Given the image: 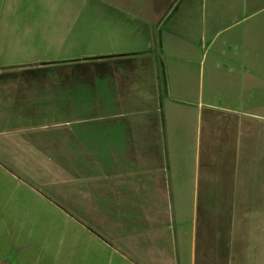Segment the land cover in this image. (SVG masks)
Here are the masks:
<instances>
[{
  "label": "crops",
  "instance_id": "1",
  "mask_svg": "<svg viewBox=\"0 0 264 264\" xmlns=\"http://www.w3.org/2000/svg\"><path fill=\"white\" fill-rule=\"evenodd\" d=\"M0 264H264V0H0Z\"/></svg>",
  "mask_w": 264,
  "mask_h": 264
},
{
  "label": "rangeland",
  "instance_id": "2",
  "mask_svg": "<svg viewBox=\"0 0 264 264\" xmlns=\"http://www.w3.org/2000/svg\"><path fill=\"white\" fill-rule=\"evenodd\" d=\"M7 259H8V258L6 257V258H4V260H3V261L5 262Z\"/></svg>",
  "mask_w": 264,
  "mask_h": 264
}]
</instances>
